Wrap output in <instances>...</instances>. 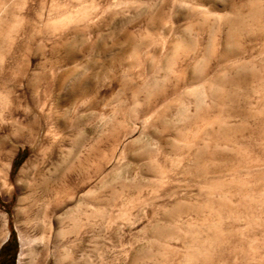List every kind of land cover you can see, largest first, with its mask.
<instances>
[{
  "label": "rangeland",
  "instance_id": "1",
  "mask_svg": "<svg viewBox=\"0 0 264 264\" xmlns=\"http://www.w3.org/2000/svg\"><path fill=\"white\" fill-rule=\"evenodd\" d=\"M2 248L264 264V0H0Z\"/></svg>",
  "mask_w": 264,
  "mask_h": 264
},
{
  "label": "bare ground",
  "instance_id": "2",
  "mask_svg": "<svg viewBox=\"0 0 264 264\" xmlns=\"http://www.w3.org/2000/svg\"><path fill=\"white\" fill-rule=\"evenodd\" d=\"M228 52V51H227ZM223 58V57H222ZM225 58V57H224ZM223 58V59H224ZM199 65V64H198ZM199 72H200V70H199ZM193 75V74H192ZM200 75H202V74H200ZM214 76V75H213ZM198 77V74L196 73V74H194V76H192L191 78H197ZM217 77V76H216ZM215 80V76L213 77V81ZM196 81V80H195ZM6 238H7V234H5V236L3 237V240L2 241H4V240H6ZM21 249H22V251L26 248V242L25 241H23V239H22V241H21ZM22 258H23V253L21 252L20 253V255H19V259H18V263L20 264V262H21V260H22Z\"/></svg>",
  "mask_w": 264,
  "mask_h": 264
},
{
  "label": "trees",
  "instance_id": "3",
  "mask_svg": "<svg viewBox=\"0 0 264 264\" xmlns=\"http://www.w3.org/2000/svg\"><path fill=\"white\" fill-rule=\"evenodd\" d=\"M2 252H3V248L1 249V251H0V255L2 254ZM10 254V252L8 253V255ZM7 255V254H6Z\"/></svg>",
  "mask_w": 264,
  "mask_h": 264
}]
</instances>
